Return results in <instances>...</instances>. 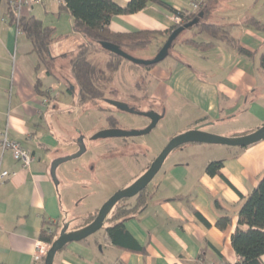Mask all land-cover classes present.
Returning a JSON list of instances; mask_svg holds the SVG:
<instances>
[{"label":"crops","instance_id":"crops-1","mask_svg":"<svg viewBox=\"0 0 264 264\" xmlns=\"http://www.w3.org/2000/svg\"><path fill=\"white\" fill-rule=\"evenodd\" d=\"M113 1L120 7L130 2ZM162 1L177 12H191L193 0ZM64 6L45 0L24 14L55 29L49 48L55 60L48 71L29 38L11 21L8 1L0 0V173L11 174L0 181V264H34L36 243L50 224L69 225L70 231L80 229L83 220L98 213L111 198L85 204L81 193L87 190L86 184L96 181L105 187L111 170L133 165L139 158L136 151L110 157V148L121 151L127 146L121 138L86 144L85 161L61 165L56 171L58 185L53 181V161L79 150L80 133L109 129L106 119L110 116L102 108L104 126L87 117L79 131L74 129V115L98 112L99 106L79 103L71 57L87 40L74 32L73 18ZM171 14L167 7L150 3L138 13L113 17L110 30L116 34L155 32L159 36L154 42L162 46L165 33L174 27ZM193 15L195 23L182 33L186 38L178 37L173 54L171 51L151 69L131 67L124 60L112 83L122 69L129 70L137 92L144 93L143 101L151 100L154 110L149 107L147 112L162 115L158 124L172 115L179 126L176 135L196 128L225 137L256 131L264 125V69L260 63L264 31L246 22L253 18L264 25V0H208ZM197 24L224 28L254 57L242 56L228 43L200 33ZM187 41L215 47L201 51ZM109 58L98 49L91 54L93 62L102 60L104 66ZM144 120L139 130L150 124L148 118ZM4 133L33 157L29 168L16 161L11 151L3 152ZM215 161H223V167L221 175L212 177L206 167ZM263 176L264 140L247 148L186 145L168 156L148 186L146 202L124 222L145 254L114 246L106 231L110 223H105L103 235L67 245L54 264H237L240 259L232 236L239 211ZM222 217L230 219L224 230L217 227ZM261 261L264 264V256Z\"/></svg>","mask_w":264,"mask_h":264},{"label":"trees","instance_id":"trees-1","mask_svg":"<svg viewBox=\"0 0 264 264\" xmlns=\"http://www.w3.org/2000/svg\"><path fill=\"white\" fill-rule=\"evenodd\" d=\"M150 3L165 6L170 12L179 14L183 18L181 25L174 26L165 33L166 38L163 45L176 29L195 20V15L177 12L165 5L162 0H130L126 7L118 6L113 0H66L64 7L73 18L74 32L83 35L87 40V43L81 45L77 53L71 57L72 74L78 87V99L81 106L96 103L105 98L108 86L112 83L114 75L124 61L122 57L102 49L100 45L102 42L111 43L131 54L133 51L148 48L157 39L159 34L155 32L140 31L116 34L110 30L113 17L138 13ZM11 21L16 22V18L12 15ZM246 23L252 28L264 31V25L258 20L252 18ZM197 25L200 27V33H207L215 40L228 43L242 56L254 57V53L244 49L237 40L230 37L224 28L213 24ZM18 28L31 41L41 64L50 71L55 59L51 58L49 48L55 40V29L44 26L40 20L29 16H23L18 21ZM187 42L201 51H210L215 47L213 43ZM97 49L108 53L110 57L103 68L91 60V54ZM260 63L264 69V55L261 56ZM222 167L223 161L211 162L206 167V173L212 177L221 175ZM147 190L148 187L133 199L134 203L130 202L131 199L119 202L106 219L105 223H110L106 231L114 246L145 254V248L141 247L127 232L124 222L144 205ZM96 216L97 213L88 216L80 227L92 223ZM229 224L230 219L222 217L218 220L217 227L224 230ZM62 229H59L58 224H50L42 231L40 240L51 245L59 237ZM232 245L240 259L238 264H262L261 260L264 256V176L240 208L238 226L232 236Z\"/></svg>","mask_w":264,"mask_h":264},{"label":"water","instance_id":"water-1","mask_svg":"<svg viewBox=\"0 0 264 264\" xmlns=\"http://www.w3.org/2000/svg\"><path fill=\"white\" fill-rule=\"evenodd\" d=\"M195 21L179 27L176 29L167 39L161 50L158 52L156 57L150 61H144L134 58L131 54H128L121 50L118 46H115L111 43L102 42L100 45L102 49L113 53L119 57H122L124 60L132 62L138 66L148 67L155 66L163 62L166 58L169 57L171 50L173 49L178 37L189 27H191ZM105 102L122 112H127L136 116H141L148 118L150 120L149 126L142 130H121V129H107L98 132L91 139L92 141L106 140L110 138H129V137H138L149 134L158 124L159 120L162 118V115L154 111L148 112H138L134 108H131L129 105L113 100H105ZM85 137L81 136L77 140L79 150L69 156L62 157L53 161L51 165V175L53 181L58 185V180L56 176L57 169L65 164L66 162L78 159L82 157L87 152V146L84 142ZM264 140V125L258 128L256 131L238 137H222L214 135L208 132L196 128L190 131H187L183 134H180L174 137L168 145L163 149V151L158 155V157L153 161L149 169L138 178L132 185L129 187L118 191L110 199H108L103 206L99 209L96 218L89 225L82 227L78 230H69V225H66L59 237L51 244V247L47 253L44 264H54L56 255L61 252L67 245L73 242H81L96 234L104 228V224L109 214L113 208L122 200H130L136 198L141 192L147 189L153 179L161 170L165 160L168 156L175 150L182 148L189 144H208V145H220L231 148H247L254 144H257Z\"/></svg>","mask_w":264,"mask_h":264},{"label":"rangeland","instance_id":"rangeland-1","mask_svg":"<svg viewBox=\"0 0 264 264\" xmlns=\"http://www.w3.org/2000/svg\"><path fill=\"white\" fill-rule=\"evenodd\" d=\"M184 38H186V33L181 34V36L179 37V40H182ZM160 46H161V43L153 42L148 49L146 50L139 49V50L133 51L131 52V55L134 58L139 59V60L150 61L156 57V55L158 54L157 53L158 48H160ZM171 51L173 54L174 48ZM101 62L102 60L99 61V59L95 61V63L100 68H103L104 65ZM127 63H129L131 67H140L129 61H127ZM134 79H135L134 76L131 75V72L129 70L122 69L116 75V82H113L108 86V90L106 92L105 97L107 99L125 103L131 107H134L138 112H142V113L147 112L149 107H151L152 105L151 100L143 101L142 97L144 96V93L137 92L139 91V89L137 88L136 90V87L133 84ZM139 83H141V81H139ZM96 103L101 108H105L112 113H116L119 111L117 108H114L108 105L107 103H104V101L100 100V101H97ZM82 106H89V105L86 104ZM85 113L86 112H84L83 114L80 113L81 114L80 116L74 115L72 123L75 126L74 129L76 131H79L80 127L82 126V123H84V121H87V117H88V120H90V122H92L95 125L104 126V124L106 123L104 112L88 111L86 115ZM117 118L120 121V124L122 127L135 128L133 130H137V128L140 127V125L137 127V124H135L134 122L140 121L139 123H141L142 121H145L143 117L132 115L127 112H123L121 115H118ZM178 128L179 126L176 124V121H174V118H172V115H171L166 119V121L157 124V126L149 134L138 136V137H129L128 144L125 147V149H122L121 151H118V150L109 151L110 157L111 156L113 157L114 155L122 156L124 154L132 153L133 151H136L137 154H139L138 155L139 158L137 162L134 163L133 165L127 164L126 167L125 166L123 167L122 165L121 166L122 168L115 167L114 171L111 170L110 173L108 174V181L105 187H103L102 184L98 185L96 181H94L90 185L86 184L87 190L82 189V193H81L83 194L82 197L85 200L84 203L87 205H89L92 201L99 203L105 197L109 196L108 198H110L118 191L123 190L129 187L130 185H132L138 178H140L149 169L148 166L149 164H151V160H153L155 156H158L174 137L180 135V134L176 135L175 133V131ZM97 133H94L93 131L88 132L85 137L86 139L84 140L85 144L90 145L91 143L100 142L101 140H98V141L90 140ZM218 136H221V135H218ZM222 137H225V136H222ZM140 146L142 147V149ZM82 157L66 162L65 164H63L64 165L63 167H67V165L72 166V165H76L77 163H82V161H85L87 157L86 153ZM138 174H142V175L138 177ZM72 179L73 181H76L75 178H72ZM130 202L134 203V200H130ZM83 221L85 222V220ZM106 226L107 224H105V227ZM61 228L62 227L59 226V229ZM101 235H103V230H100L97 234L92 236V238L100 237Z\"/></svg>","mask_w":264,"mask_h":264},{"label":"built area","instance_id":"built-area-1","mask_svg":"<svg viewBox=\"0 0 264 264\" xmlns=\"http://www.w3.org/2000/svg\"><path fill=\"white\" fill-rule=\"evenodd\" d=\"M8 7L12 13V15L16 18V24L18 26V21L24 16L25 12L32 11V9L38 5L43 3L45 0H7ZM58 5H65L66 0H52ZM208 0H193L191 3V12L189 14L197 13L200 8L207 3ZM171 21L173 22L174 26L181 25L183 23V18L176 13L171 14ZM1 148L3 152L11 151L13 157L16 161L22 163L23 167L29 168L31 162L33 161V157L30 153L25 150L19 143L9 140L8 134H2L1 139ZM11 174L8 171L0 173V181H3L9 178ZM51 245L43 242L38 241L35 247V254H34V264H44L45 258L47 253L50 249ZM203 264H217L213 262H205ZM238 264V263H237Z\"/></svg>","mask_w":264,"mask_h":264},{"label":"flooded vegetation","instance_id":"flooded-vegetation-1","mask_svg":"<svg viewBox=\"0 0 264 264\" xmlns=\"http://www.w3.org/2000/svg\"><path fill=\"white\" fill-rule=\"evenodd\" d=\"M105 100H108L106 97L104 98V99H102L101 101H104V103H106L105 102ZM109 105V104H108ZM111 106V105H110ZM113 107V106H112ZM131 107V106H130ZM115 108V107H114ZM131 108H134V107H131ZM135 109V108H134ZM136 110V109H135ZM150 110H154V109H152V107L150 108ZM98 111H100V112H104L103 111V109L99 106V110ZM107 113V112H106ZM108 113H109V117L106 119L107 120V123H108V127H109V129H121V130H126V131H130V130H133V129H135V128H125V127H122L121 126V124H120V121L118 120V118L117 117H115L114 115H112V112H110L109 110H108ZM116 113H123L122 111H118V112H116ZM121 114H119V115H121ZM133 115V114H132ZM111 119H112V123H111ZM135 124H137V127L139 126V121H136V122H134ZM149 126V125H148ZM140 128V127H139ZM139 128H137V130L139 129ZM145 129V128H144ZM81 136H84V137H86V135L84 134L83 135V133H80L79 134V137H78V139L81 137ZM90 138V137H89ZM86 139V138H85ZM84 139V140H85ZM91 140V139H90ZM90 140H89V142H90ZM121 140L124 142V144L126 145V144H128V138H121ZM114 149H112V148H110L109 149V151H113ZM156 159V158H155ZM154 159V160H155ZM153 160V161H154ZM153 161L151 162V164L153 163ZM151 164L148 166V168L151 166Z\"/></svg>","mask_w":264,"mask_h":264}]
</instances>
